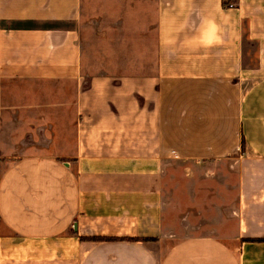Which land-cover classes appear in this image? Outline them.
<instances>
[{"label": "crops", "instance_id": "0c3cea01", "mask_svg": "<svg viewBox=\"0 0 264 264\" xmlns=\"http://www.w3.org/2000/svg\"><path fill=\"white\" fill-rule=\"evenodd\" d=\"M0 264H264V0H0Z\"/></svg>", "mask_w": 264, "mask_h": 264}, {"label": "rangeland", "instance_id": "374dc122", "mask_svg": "<svg viewBox=\"0 0 264 264\" xmlns=\"http://www.w3.org/2000/svg\"><path fill=\"white\" fill-rule=\"evenodd\" d=\"M248 49H249V54L252 56L255 53L256 45L253 43H250V45H248ZM241 149L242 151H244V144ZM188 163L189 162H184L180 160V161H173V162L171 161L170 164H167L168 171H167V174L165 175V188H166V193L169 196V199L167 200L169 203L168 204L169 207L167 209V220L169 221L170 218L172 219V217H176L177 219L174 218V222H176V226H180L181 225L180 223L182 222V220L185 221L186 217H189L190 219H192V221L196 220L198 224H201V222L203 224H207L209 228H213V230H216L218 231V233H221V234L228 232V231H232L234 229L233 216H235V213H233V208H229V206L234 200L235 192H234L233 187H229L231 188V190H229L228 185H227V189L225 191L226 193L224 194L226 197L225 198L226 206H225L224 214L221 213V207L215 208L214 203L216 201H213V203L211 204L205 201L201 203L203 205L201 204L198 206L194 205L193 201L190 200V197L187 198L186 196V191L188 187L190 186L189 179L186 178L187 175L185 174L186 167H189L192 165ZM231 163L230 164L227 163L224 166L221 165V167H223L226 173V183L227 184L229 183V185L236 182V176L231 171L233 170V164ZM196 178H197L196 180H192V181L198 184L197 186L198 192H199V189L201 188L202 197H203L202 201H204V197L207 196V194L213 195L217 193V186L215 184L210 182L212 187L207 186V182L205 184H202L204 183V181H202L201 177H196ZM212 188L214 190H212ZM227 190H229L230 192H228ZM173 191H174L175 197H176V194L181 193L180 195L181 197L179 198V200L178 199H174V201L171 200V195ZM198 199H202V198H198ZM206 199H208V197H206ZM178 202L181 204V206H179ZM176 204H178V208L175 207ZM171 208H173V210H171ZM218 208H220V211L217 210ZM180 219H181V222H180ZM207 222H210V223H207Z\"/></svg>", "mask_w": 264, "mask_h": 264}, {"label": "built area", "instance_id": "2783aa9c", "mask_svg": "<svg viewBox=\"0 0 264 264\" xmlns=\"http://www.w3.org/2000/svg\"><path fill=\"white\" fill-rule=\"evenodd\" d=\"M230 6L232 7V6H233V4H230Z\"/></svg>", "mask_w": 264, "mask_h": 264}]
</instances>
